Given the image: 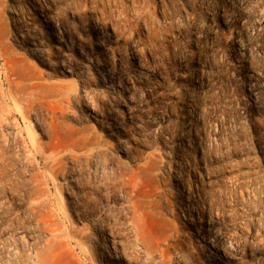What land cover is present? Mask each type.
I'll list each match as a JSON object with an SVG mask.
<instances>
[{
	"label": "rangeland",
	"instance_id": "rangeland-1",
	"mask_svg": "<svg viewBox=\"0 0 264 264\" xmlns=\"http://www.w3.org/2000/svg\"><path fill=\"white\" fill-rule=\"evenodd\" d=\"M0 122V264H264V0H0Z\"/></svg>",
	"mask_w": 264,
	"mask_h": 264
},
{
	"label": "bare ground",
	"instance_id": "bare-ground-1",
	"mask_svg": "<svg viewBox=\"0 0 264 264\" xmlns=\"http://www.w3.org/2000/svg\"><path fill=\"white\" fill-rule=\"evenodd\" d=\"M11 82V81H10ZM5 109V108H4ZM17 113V112H16ZM3 114V113H2ZM18 114V113H17ZM2 116V115H1ZM4 118V117H3ZM18 118H20V117H18ZM2 120V119H1ZM4 121H7V120H4ZM2 122V121H1ZM0 122V123H1ZM3 124V123H2ZM2 126V125H1ZM1 128V127H0ZM1 130V129H0ZM2 133H3V131H1ZM4 135V134H3ZM2 135V136H3ZM3 137H6V138H4L5 140L7 139V136H3ZM2 137V138H3ZM3 139V140H4ZM8 142V141H7ZM5 144H6V141L4 142ZM82 143V142H81ZM4 144V145H5ZM3 145V146H4ZM32 145V144H31ZM1 148H2V146H0ZM34 148V147H33ZM52 149H54V148H52ZM11 150V149H10ZM36 151V150H35ZM5 153H6V151H5ZM17 153V152H16ZM36 153V152H35ZM39 153H40V151H39ZM42 153V152H41ZM18 154V153H17ZM38 154V153H37ZM5 155V154H4ZM39 155V154H38ZM10 157V156H9ZM78 159V158H77ZM9 160V159H8ZM20 160V159H19ZM60 161H62V160H60ZM7 162V161H6ZM19 163V162H18ZM39 163H41V162H39ZM62 170V169H61ZM106 171V170H105ZM38 175V174H37ZM36 175V176H37ZM90 175V174H89ZM102 175V174H101ZM122 177H124V176H122ZM96 179V178H95ZM124 183V182H123ZM249 183V182H248ZM250 184V183H249ZM249 184H247V185H249ZM35 185V184H34ZM246 185V186H247ZM78 186V185H77ZM39 188V187H38ZM79 188V187H78ZM37 189V188H36ZM38 190V189H37ZM41 190V189H40ZM106 192V191H105ZM137 192V191H136ZM135 192V193H136ZM138 193V192H137ZM136 193V194H137ZM135 194V195H136ZM103 195H104V193H103ZM100 197V196H99ZM105 197V196H104ZM80 199H81V197H79ZM106 198V197H105ZM107 198H109V197H107ZM76 200V199H75ZM137 200V199H136ZM107 201V200H106ZM127 201V200H126ZM139 201V200H138ZM75 202V201H74ZM108 202V201H107ZM40 205V204H39ZM77 205V204H76ZM141 205V204H140ZM118 207V206H117ZM131 208L129 209V212L128 213H126L125 214V225H126V227L124 226H122L123 228L120 230L121 231V235H122V237L124 236V235H130L131 237H130V240H131V243H130V247H134L135 249L134 250H136V254H138L139 252H143V255L145 254V255H152V251L150 250V247H149V245H148V242H147V240H146V236H145V231H144V223H145V221H144V215H143V213L142 212H140L139 210H138V208L139 207H137L136 205H135V203H132V205L130 206ZM35 208V207H34ZM141 208V207H140ZM46 209V208H45ZM118 209H120V208H118ZM35 210V209H34ZM36 210H37V208H36ZM45 211V210H44ZM34 212V211H33ZM41 212H43V211H41ZM44 213V212H43ZM109 213V212H108ZM115 213H117V211L115 212ZM48 214V213H47ZM119 214V213H118ZM104 216V215H103ZM116 216V215H115ZM82 217V216H81ZM85 217V216H84ZM109 217V216H108ZM86 218V217H85ZM84 218V219H85ZM117 218V217H116ZM98 220H100L99 218H98ZM101 222H105L106 224H107V226H106V230L108 231V232H110V236H113V234H115L114 233V229L113 228H111V224H109V219H107V217H105V218H101V220H100ZM119 223V222H118ZM99 224V223H98ZM103 225V224H102ZM43 229H45V228H43ZM46 230V229H45ZM48 230V229H47ZM46 230V231H47ZM95 230V229H94ZM109 234V233H108ZM111 239L114 241L115 239L113 238V237H111ZM179 240V239H178ZM52 241V240H51ZM112 241V244L113 243H115V242H113ZM120 241V240H119ZM120 243H121V241H120ZM119 243V244H120ZM113 246V245H112ZM159 246V245H158ZM159 251H160V254H161V260L157 263V264H170V262H169V259L170 258H165V251L164 250H162L161 248H159ZM128 252H130V251H128ZM154 252V251H153ZM122 253V252H121ZM124 255V254H123ZM127 255V254H126ZM88 256V255H87ZM178 256H180V255H178ZM183 256V255H182ZM179 257L180 258V260H181V262H185V258L184 257ZM130 258H133V256H130ZM168 261H167V260ZM133 260V259H132ZM189 262V261H188ZM134 263V262H133ZM146 263V262H145Z\"/></svg>",
	"mask_w": 264,
	"mask_h": 264
}]
</instances>
